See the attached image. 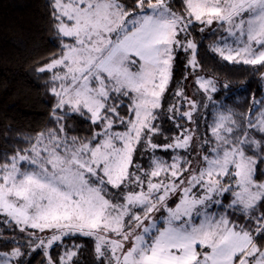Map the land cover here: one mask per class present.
<instances>
[{"label":"snow or ice","instance_id":"obj_1","mask_svg":"<svg viewBox=\"0 0 264 264\" xmlns=\"http://www.w3.org/2000/svg\"><path fill=\"white\" fill-rule=\"evenodd\" d=\"M179 2L48 0L60 51L37 71L51 73L55 126L0 156V224L47 264H72L79 245L55 260L50 250L77 235L94 240V264H264V99L238 113L213 101L230 84L197 75L207 102L178 86L165 109L179 53L200 67L197 25H218L210 51L264 79V0ZM209 103L204 134L180 122L198 130ZM75 118L89 136L69 134ZM165 120L175 134L155 143ZM141 146L152 153L147 168L136 162ZM25 254L0 252V264H24Z\"/></svg>","mask_w":264,"mask_h":264},{"label":"trees","instance_id":"obj_2","mask_svg":"<svg viewBox=\"0 0 264 264\" xmlns=\"http://www.w3.org/2000/svg\"><path fill=\"white\" fill-rule=\"evenodd\" d=\"M125 2L131 4V0ZM172 2L176 10L182 9L183 5L179 0ZM47 4L48 0H0V156L27 147L24 142L26 138L34 137L37 132L55 126L51 117L55 99L48 91L51 86L48 83L51 73L37 71L60 51V42L51 28ZM198 29L199 25L197 30L192 32V38L199 45L197 59L200 67L194 71L187 68L188 53H179L175 62L173 82L169 93L166 94L165 109L169 104L178 102L172 96V92L178 86L183 87L185 95L198 104L207 102L205 94L196 84V93L190 89V84L194 83V77L198 73L215 78L219 82L218 87L224 83L230 84L228 90L221 89L213 94V101L222 102L238 113L247 112L253 95L257 100L264 99V79H261L260 72H255L250 66L224 62L210 51L209 45L221 34L218 27L205 32H199ZM213 31L216 32V36L212 34ZM182 110H187L186 104ZM213 111L211 103L207 108L203 106L199 108L203 118L199 121L198 130L195 124L180 122L201 135L206 132L205 121L212 122ZM121 113H124L123 109ZM68 124L74 129L70 131V135L82 137L90 135V125L87 121L75 118L70 119ZM163 127L164 136L155 139V143H165L167 142L165 136L175 134L174 129L171 132L167 131L171 127V123L167 120L163 122ZM169 153L157 150L155 154ZM151 155V151L144 150L141 146L136 162L147 168ZM212 211H222V209L213 207ZM231 218L243 222L240 220L239 212ZM2 219L3 217L0 216V220ZM13 239L14 243L8 242ZM73 245H79L80 249L78 257L74 258L72 264H94V240L89 237L79 235L67 237L53 246L50 254L54 260L58 259L66 250L75 251ZM14 247H20L26 253L23 257L24 264H47L43 250L33 251L28 247L24 242V234H21L18 228L0 224V252H8Z\"/></svg>","mask_w":264,"mask_h":264},{"label":"rangeland","instance_id":"obj_3","mask_svg":"<svg viewBox=\"0 0 264 264\" xmlns=\"http://www.w3.org/2000/svg\"><path fill=\"white\" fill-rule=\"evenodd\" d=\"M215 27H218L219 28V26L218 25H213L212 27H211V29H213V28H215ZM206 30H208V29H206ZM205 30V31H206ZM222 31V30H221ZM188 55L190 56V53H188ZM194 71V70H193ZM194 73V72H193ZM197 73V72H196ZM196 75H199V76H203V77H208V76H204V75H201V74H196ZM195 78H196V76L194 77V83H192V84H190V89L193 91V92H195L196 93V89H195ZM197 85V84H196ZM197 87V86H196ZM200 95V94H199ZM201 97V96H200ZM182 153V152H181ZM174 153H169V154H162V155H157V156H159V157H162L163 159H165V160H169L170 161V157H171V155H173ZM224 203L225 204H227L228 203V201L227 200H225L224 201Z\"/></svg>","mask_w":264,"mask_h":264}]
</instances>
